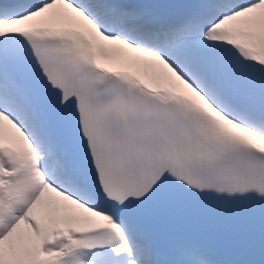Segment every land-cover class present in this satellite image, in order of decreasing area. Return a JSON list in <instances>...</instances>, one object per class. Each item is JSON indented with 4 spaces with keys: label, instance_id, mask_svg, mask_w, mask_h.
<instances>
[{
    "label": "snow or ice",
    "instance_id": "obj_1",
    "mask_svg": "<svg viewBox=\"0 0 264 264\" xmlns=\"http://www.w3.org/2000/svg\"><path fill=\"white\" fill-rule=\"evenodd\" d=\"M0 264H264V0H0Z\"/></svg>",
    "mask_w": 264,
    "mask_h": 264
}]
</instances>
